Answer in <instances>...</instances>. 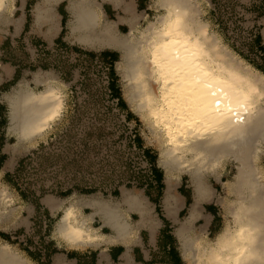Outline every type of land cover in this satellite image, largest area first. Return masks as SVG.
Masks as SVG:
<instances>
[{"label": "bare ground", "instance_id": "1", "mask_svg": "<svg viewBox=\"0 0 264 264\" xmlns=\"http://www.w3.org/2000/svg\"><path fill=\"white\" fill-rule=\"evenodd\" d=\"M63 1L68 2L71 42L91 51L119 54L115 71L123 99L148 127L160 153L158 165L165 185L162 207L176 226L183 260L264 264V184L258 167L264 144V73L237 57L200 19L208 0H152L151 8L162 13L144 29L134 0H101L124 14L120 23L129 28L128 34L105 18L98 0H40L33 10L34 26L54 27L55 9ZM13 3L0 0V39ZM12 23L17 29L21 26V20ZM262 36L264 44V30ZM1 69L9 73L0 65ZM32 77L33 85L42 86V91L23 78L5 95L7 138L26 147L61 120L67 98L66 85L53 72L38 70ZM228 160L237 170L232 183L225 181ZM181 175H187L193 191L184 220L178 218L183 197L176 192ZM214 182L225 191L216 202L232 220L211 240L198 225L207 220L203 203L215 199ZM14 200L0 185V228L10 221ZM50 204L63 213L53 234L58 246L74 252L103 248L100 264H108V248L116 245L125 247L120 264H134L131 249L137 231L146 228L154 238L159 227L147 197L128 189L114 201L74 195ZM133 212L140 217L138 225L130 221ZM0 264L37 263L0 238Z\"/></svg>", "mask_w": 264, "mask_h": 264}, {"label": "rangeland", "instance_id": "2", "mask_svg": "<svg viewBox=\"0 0 264 264\" xmlns=\"http://www.w3.org/2000/svg\"><path fill=\"white\" fill-rule=\"evenodd\" d=\"M18 1L15 10L21 12L13 13V17L15 20L23 17L25 25L24 1ZM98 1L105 18L117 23L122 34H128L129 28L120 23L124 14L108 2ZM151 4L152 0H134L139 26L143 29L162 13L151 8ZM67 5L68 2L59 4L56 13L65 16L68 33ZM33 8L28 9V15L32 16ZM203 8L200 19L221 37L223 44L264 73V0H208ZM32 23V17H28V31L24 27L19 31L8 27L0 39V65L9 70L8 74L0 70V185L15 199L14 212L10 221L0 228V238L26 252L37 264H56L61 258L72 264H92L94 256L100 259L103 248L74 252L59 247L53 234L63 213L61 209L54 211L50 203L74 195H98L114 201L128 189L147 197L159 223L157 233L163 226L171 232L173 241H170L174 244L171 251L175 252L170 256L156 247L145 262L136 264H189L182 258L174 235L175 224L166 222L162 207L164 172L158 165L160 153L155 139L123 99L121 80L115 71L119 54L112 50L95 52L74 44L58 47L54 43H42L27 34ZM104 53L114 54L116 60L102 57ZM38 70L53 72L66 85L65 110L61 120L42 139L32 147L20 146L6 135L9 109L5 95L23 78L42 91V86L33 85L32 73ZM263 146L258 166L263 173L262 184ZM22 160L25 161L20 166ZM227 164L225 181L232 183L236 165L232 160ZM153 170L161 177V184L155 180ZM213 184L217 192L215 199L203 203L202 214L207 220L202 219L198 225L211 240L232 220L228 211L216 202V197H225L224 189L217 182ZM176 192L183 197L178 218L184 220L193 198L187 175L180 176ZM129 218L134 225L140 222L135 212ZM95 225L99 226L100 222ZM150 241L148 229L138 230L132 251L135 247H139L138 252L149 250ZM110 264H120V261H110Z\"/></svg>", "mask_w": 264, "mask_h": 264}, {"label": "crops", "instance_id": "3", "mask_svg": "<svg viewBox=\"0 0 264 264\" xmlns=\"http://www.w3.org/2000/svg\"><path fill=\"white\" fill-rule=\"evenodd\" d=\"M23 1H24L23 10H24V12L26 11V13H25V18H26L25 25L23 24L24 23L23 17H22V19H17V20H21V26L18 29L12 23L13 21H15V18L13 17V13L17 14L18 11L21 12V10H15V6L17 5V3H19V1L14 0L13 8L9 14V16H10L9 21L1 26L2 31H5L8 27H14V29L16 31H19L20 29H22V27H24V31L26 32V31H28V29H27L28 17H32L33 23H32L31 29L29 30V33H27V34L34 36L40 42H42V43H54V44L56 42H61L62 44L66 45V46L68 44H71V45L74 44V45H76V47H82V46L76 44L75 42L73 43L69 40V31L67 33V28H65V24H64L65 23V16L64 15H60L59 13H56V15H57L56 19H55L56 24L51 29H49L48 25H46V24L41 25V26H34L33 12H32V16L28 15V12H30L28 9L30 7L33 8L32 6H34V8H35L36 4L40 0L39 1L38 0H23ZM64 2H66V1H63L61 3H64ZM34 8H33V10H34ZM115 10H117V9H115ZM55 12H56V9H55ZM67 13H68V10H67ZM4 34H5V32H4ZM179 211H181V209ZM166 222L169 225L173 223L169 219H167ZM157 232L158 231H156L154 238H151V241H150L151 247L149 250H147V251L141 250L140 252H138L139 247H135L133 249V251L131 249V255H132V259H133L134 264H136L138 262H140V263L145 262L147 260V258L150 257L152 255V253H154V251L156 250V247H161L162 250L164 251V254H167L170 256L175 255V252L171 251L172 246H174L173 242L170 241L171 239L173 241V238H172L173 236H172L171 232L166 231V227H164V226H163V228H160L159 233H157ZM112 247H113L112 249H108V251H107L108 264H110V261H112V262L120 261L121 256L125 252V247L122 245H116V246H112ZM137 257L140 258L139 261H138ZM60 260L58 263L56 262V264H72V263H69V261H67L65 258H61ZM92 264H100V259H98V257H97L96 261L92 262Z\"/></svg>", "mask_w": 264, "mask_h": 264}, {"label": "trees", "instance_id": "4", "mask_svg": "<svg viewBox=\"0 0 264 264\" xmlns=\"http://www.w3.org/2000/svg\"><path fill=\"white\" fill-rule=\"evenodd\" d=\"M55 45L58 46V47H67L66 45L62 44L61 42H56ZM102 57L107 58V59L110 58V59L116 60L115 59L116 56L114 54H111V53H104V54H102ZM110 88H111V92L115 95V92L113 91V86L110 85ZM24 161L25 160H22L20 162V166L24 163ZM153 175H154L155 180L157 181V183L161 184V177L158 175L156 170H153ZM8 177H10V176H8ZM157 210L160 211L159 208H157ZM93 258H94V261H95L96 260V256H94Z\"/></svg>", "mask_w": 264, "mask_h": 264}]
</instances>
